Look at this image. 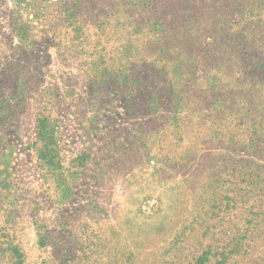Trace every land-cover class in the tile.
<instances>
[{
    "label": "rangeland",
    "instance_id": "374dc122",
    "mask_svg": "<svg viewBox=\"0 0 264 264\" xmlns=\"http://www.w3.org/2000/svg\"><path fill=\"white\" fill-rule=\"evenodd\" d=\"M0 264H264V0H0Z\"/></svg>",
    "mask_w": 264,
    "mask_h": 264
}]
</instances>
